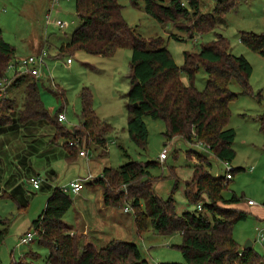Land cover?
I'll return each instance as SVG.
<instances>
[{"label": "trees", "instance_id": "obj_1", "mask_svg": "<svg viewBox=\"0 0 264 264\" xmlns=\"http://www.w3.org/2000/svg\"><path fill=\"white\" fill-rule=\"evenodd\" d=\"M215 1L213 10L216 14L227 13L238 2ZM131 2L136 7L143 3L144 10L162 25L170 24V27L183 31V36L174 33L173 37L178 40L194 39L217 25L214 13L202 12V0ZM76 10L82 23L71 39L58 47V55H72L79 50L103 56H111L119 48L132 51L127 94V129L132 140L140 148H147L149 130L145 117L151 116L165 120L167 140L179 138L191 146L199 142L210 145L209 156L201 149L188 151L197 159L192 176L186 180L185 191L187 199L197 204L195 211L179 214L174 195L165 199L158 194L154 182L159 177L154 176L152 168L162 165L160 160H131L117 167H105L99 177L90 181L102 185L104 202L123 210L128 207L134 214L140 235L150 228L167 235H182L178 247L185 263L157 264H264V255L254 247H242L234 236L235 224L246 218L248 211L236 206L242 201L240 196L234 194L225 198L223 195L233 177L229 179L221 173L214 176L210 171L213 159L232 163L237 155L233 145L236 130L228 127L230 103L236 98L230 84L236 80L244 92H254L249 82L253 69L249 60L244 55L232 53L229 39L218 34L216 39L204 43L199 51L185 50L184 63L179 66L162 36L147 39L129 24L119 0H76ZM241 40L264 56V33L242 32ZM16 53L15 45L5 39L0 28V82L7 77ZM201 67L208 73L203 90L195 86ZM183 74L187 75L189 83L183 80ZM38 82V77L29 72L15 71L0 95V131L18 122H46L54 127V139L69 164L77 161L84 147L88 151L95 149L107 154L108 136L115 128L95 110L91 89L84 87L81 90L80 121L69 129L58 120L62 108L52 116L45 107ZM20 84H25V97L22 107L16 110L15 100L7 93L8 87ZM56 89L65 99V91L59 86ZM258 119L264 131V113ZM72 141L74 145L70 144ZM237 169L234 168L233 174ZM175 176V188H178L181 181ZM72 205L69 191L62 186L55 187L44 210L29 228L35 233L33 241L48 248V263L142 264L146 261L135 242L112 239L99 248L95 243L86 241L84 234L64 222ZM6 238L7 228H4L0 230V249ZM40 256V253L31 250L18 259H12L10 264H38L35 259ZM0 264H3L1 254Z\"/></svg>", "mask_w": 264, "mask_h": 264}, {"label": "rangeland", "instance_id": "obj_2", "mask_svg": "<svg viewBox=\"0 0 264 264\" xmlns=\"http://www.w3.org/2000/svg\"><path fill=\"white\" fill-rule=\"evenodd\" d=\"M119 3L123 5L125 19L141 35L147 39L157 36L165 39L167 48L179 66L184 63L185 50L199 51L204 43L216 39L218 34L229 39L232 53L244 55L251 63L253 69L249 82L254 92H244L236 80H232L230 84L236 98L230 103L231 118L228 127L236 130L233 145L237 151L230 164L232 168L238 169L223 195L225 198L234 194L240 196L242 201L236 206L248 211L247 217L237 221L234 226L236 240L242 247L248 240L253 241V247L264 255V240H258V228H262L264 233V131L258 119L264 113V56L241 40L242 32L264 33V0H238L236 6L225 14L214 13L215 0H202V12L214 13L217 25L213 30L199 34L194 39L184 40L173 37L174 33L183 36V31L174 26L170 27V24L162 25L144 10L143 3L138 7L131 0H119ZM49 13L51 21L47 23ZM58 19L67 22L68 26L58 25ZM81 23L76 0H0V28L5 39L15 45L17 50L7 77L12 79L23 58L46 48L50 54L42 74L38 77V83L42 100L50 114L54 116L62 108L67 115L64 124L69 129L74 128L80 121L81 90L89 87L93 93L95 110L115 128L108 136L107 154L90 149L88 158L79 155L81 158L73 165L64 160L54 163L59 172L58 186H67L88 172L99 177L105 167H117L131 160H160L161 151L168 146V158L162 161V165L152 168L154 176L159 177L154 186L162 198L167 199L174 195L179 214L188 210L195 211L197 204H192L187 199L185 191L186 180L192 176L193 165L197 162L195 155L190 156L188 151H197L198 147L179 138L167 140L166 122L162 118L145 117L149 130L146 149L140 148L128 132L127 94L130 89L131 49L119 48L111 56L95 55L81 50L72 55H58V47L71 39ZM68 57L72 58V64L67 63ZM182 78L189 83L186 74ZM207 81L208 73L201 67L197 72L195 86L203 90ZM56 86L65 91V99L60 97ZM8 90L7 96L15 100V108L18 110L23 105L25 84L8 87ZM1 158L7 168L5 156ZM212 163L210 171L214 176L226 173V162L213 159ZM23 175L20 184L24 195L0 197V230L7 228V238L0 249L2 263L10 264L12 259H18L33 250L41 254L35 259L38 264H50L47 262V247L40 246L36 240L21 243V237L44 210L49 196L48 192L35 188L25 173ZM175 175L181 181L178 188H175ZM41 176L45 178L44 173ZM69 194L73 198V205L64 222L74 223L78 219L82 225H88L91 229L90 239L97 247L106 246L112 239H122L138 245L143 259L146 260L142 264L185 263L178 247L182 241L180 233L167 235L150 228L140 235L132 211L124 212L123 209L107 205L102 200L101 184L86 183L80 193L69 191ZM250 199L256 204L249 205ZM87 236L84 234L86 241Z\"/></svg>", "mask_w": 264, "mask_h": 264}, {"label": "crops", "instance_id": "obj_3", "mask_svg": "<svg viewBox=\"0 0 264 264\" xmlns=\"http://www.w3.org/2000/svg\"><path fill=\"white\" fill-rule=\"evenodd\" d=\"M54 134V127L46 122H30L26 124L19 122L4 131H0V155L1 157L5 156L8 162L7 168H5L4 160L0 157V197H20L24 195L20 184L24 176L23 173L26 174L28 181L34 176L42 177L41 175L44 173L45 178H43L42 184L38 189L48 192V198L50 197L54 188L60 185L57 183L59 172L55 168L54 163L60 160L66 161L64 151L54 139ZM73 163L68 164L73 165ZM7 169L8 171L6 172ZM102 172L103 170L100 175ZM87 184H93V182H88ZM102 200H104L103 194ZM124 212L130 213L131 211L124 210ZM77 220L68 224L78 233L88 235L87 240L93 242L90 239L91 229L89 226L86 224L82 225Z\"/></svg>", "mask_w": 264, "mask_h": 264}, {"label": "built area", "instance_id": "obj_4", "mask_svg": "<svg viewBox=\"0 0 264 264\" xmlns=\"http://www.w3.org/2000/svg\"><path fill=\"white\" fill-rule=\"evenodd\" d=\"M58 0H55V2ZM51 21V14H47V23H50ZM56 23L60 25L61 27H67L68 23L65 21H62L60 19L56 20ZM49 53L46 48H42L38 53L29 55L28 57L23 58L20 62V66H17L16 70L21 71V72H29L37 77H39L42 74V69L43 67L47 64L46 60L48 57ZM18 63V62H17ZM16 63V65H18ZM67 63L71 64L72 63V58L68 57ZM16 65H13L14 67ZM10 83V79L8 77H5L2 82H0V95L3 94L5 89L7 88L8 84ZM58 120L65 122L67 120V115L66 113L60 112L58 114ZM173 140V139H172ZM71 145H74L75 142L72 141L70 143ZM195 146L198 147V149H201V151H210V145H206L203 142L197 143ZM169 154V147L166 146L160 153V161H165L168 158ZM80 155L82 157L88 158L89 157V151L87 149H82L80 152ZM227 169H226V178H232L233 177V170L234 167L232 168L231 164L226 162ZM95 178L92 173L88 172L84 176H79L76 180L72 181L69 185L63 186L64 190L67 191H73L74 193H80V191L83 189L86 183L92 181ZM30 181L32 182L33 186L35 188H39L42 184L43 178L40 176H34L30 178ZM249 205H255L254 200H248ZM198 208L201 209V204L198 205ZM126 211H129V208L127 207L125 209ZM258 240L262 241L264 240V233L262 228H258ZM35 238V233L33 230H29L24 236L21 237V243H29L33 241Z\"/></svg>", "mask_w": 264, "mask_h": 264}, {"label": "water", "instance_id": "obj_5", "mask_svg": "<svg viewBox=\"0 0 264 264\" xmlns=\"http://www.w3.org/2000/svg\"><path fill=\"white\" fill-rule=\"evenodd\" d=\"M203 154L209 156L210 152L209 151H203ZM253 247V241L248 240V242L245 244L244 248H251Z\"/></svg>", "mask_w": 264, "mask_h": 264}]
</instances>
